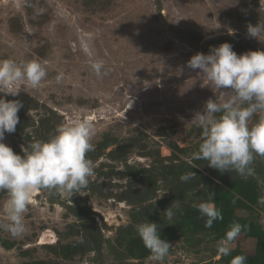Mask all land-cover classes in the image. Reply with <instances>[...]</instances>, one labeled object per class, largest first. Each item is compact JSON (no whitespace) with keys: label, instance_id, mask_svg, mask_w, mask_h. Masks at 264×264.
<instances>
[{"label":"rangeland","instance_id":"1","mask_svg":"<svg viewBox=\"0 0 264 264\" xmlns=\"http://www.w3.org/2000/svg\"><path fill=\"white\" fill-rule=\"evenodd\" d=\"M30 2L44 13L34 15L26 0H0V60H37L47 76L35 89L17 82L19 94L4 96L23 105L4 142L22 155L29 140L89 116L96 132L86 155L95 175L80 193L34 192L26 231H0V264H155L134 227L146 219L172 245L164 264H223L241 254L246 264H264V206L257 203L264 157H255L247 179L192 159L201 142L195 113L230 93L187 68L194 54L224 42L237 54L264 50V31L261 41L247 35L249 23L264 25V0ZM95 61L106 75H96ZM190 171L196 176L182 182ZM212 193L223 219L208 228L193 204ZM7 199L0 192L2 223ZM233 222L242 231L221 256L216 242Z\"/></svg>","mask_w":264,"mask_h":264},{"label":"clouds","instance_id":"2","mask_svg":"<svg viewBox=\"0 0 264 264\" xmlns=\"http://www.w3.org/2000/svg\"><path fill=\"white\" fill-rule=\"evenodd\" d=\"M26 6L33 8L34 15H42L45 11L30 0H26ZM262 31L264 25L260 23L247 26L249 37L260 40ZM103 67V61L91 64L98 77L107 74L102 72ZM187 68L205 76L215 89L230 93L227 100L209 98L203 111L195 113L191 122L201 129V142L192 159L207 161L209 167L221 173L235 171L247 179L254 172L255 157H264V50L237 54L230 43L224 42L211 47L207 54H194L187 62ZM46 76V67L37 60L19 63L12 59L0 60V94H3L0 95V192H6L8 196L4 206L8 222H0V231L14 237L26 231L23 214L34 192L45 189L59 195L80 193L95 175L93 162L86 155L94 150L92 140L96 132L89 116L58 124L54 134L46 140H29L26 146L21 145L22 155L4 142L6 133L16 131L18 112L23 106L22 102L4 96L18 95L20 90L15 85L20 81H26L33 89L38 88ZM62 79L63 74H58L57 82ZM195 176L194 171L186 172L180 180L187 182ZM214 198L215 193H212L208 200L193 204L201 217L206 218L205 227L208 228L214 221L223 219ZM257 203L264 206V188ZM164 214L168 220L173 218V203ZM134 227L149 250L148 260L164 264L172 245L161 238L157 223L146 219ZM242 228L239 222L229 225L225 236L216 242L219 255L231 254ZM246 259L245 255H236L230 264H246Z\"/></svg>","mask_w":264,"mask_h":264},{"label":"trees","instance_id":"3","mask_svg":"<svg viewBox=\"0 0 264 264\" xmlns=\"http://www.w3.org/2000/svg\"><path fill=\"white\" fill-rule=\"evenodd\" d=\"M231 261V260H230ZM230 261H226L225 263L223 264H230ZM251 264H255V263H251Z\"/></svg>","mask_w":264,"mask_h":264}]
</instances>
